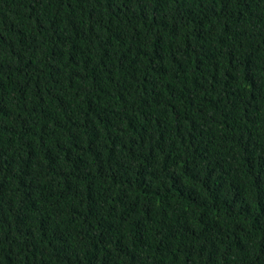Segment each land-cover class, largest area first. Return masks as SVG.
Returning <instances> with one entry per match:
<instances>
[{"label":"trees","instance_id":"1","mask_svg":"<svg viewBox=\"0 0 264 264\" xmlns=\"http://www.w3.org/2000/svg\"><path fill=\"white\" fill-rule=\"evenodd\" d=\"M0 264H264V0H0Z\"/></svg>","mask_w":264,"mask_h":264}]
</instances>
